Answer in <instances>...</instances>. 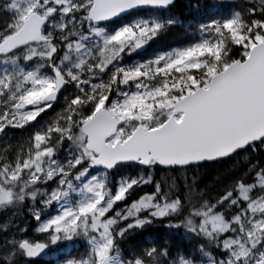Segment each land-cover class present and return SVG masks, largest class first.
<instances>
[{"label":"snow or ice","instance_id":"snow-or-ice-1","mask_svg":"<svg viewBox=\"0 0 264 264\" xmlns=\"http://www.w3.org/2000/svg\"><path fill=\"white\" fill-rule=\"evenodd\" d=\"M179 6L0 0V264H264V0Z\"/></svg>","mask_w":264,"mask_h":264},{"label":"trees","instance_id":"trees-1","mask_svg":"<svg viewBox=\"0 0 264 264\" xmlns=\"http://www.w3.org/2000/svg\"><path fill=\"white\" fill-rule=\"evenodd\" d=\"M187 2V0H179V4L180 6L176 9L177 12H183L184 8L183 5ZM181 42L180 37L176 34H173L171 36H169L167 43L168 44H176Z\"/></svg>","mask_w":264,"mask_h":264}]
</instances>
